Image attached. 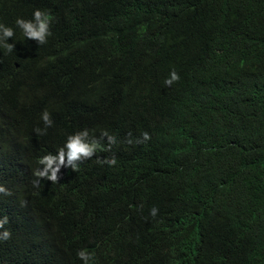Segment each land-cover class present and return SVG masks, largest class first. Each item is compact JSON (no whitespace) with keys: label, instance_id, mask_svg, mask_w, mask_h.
Masks as SVG:
<instances>
[{"label":"trees","instance_id":"obj_1","mask_svg":"<svg viewBox=\"0 0 264 264\" xmlns=\"http://www.w3.org/2000/svg\"><path fill=\"white\" fill-rule=\"evenodd\" d=\"M182 3L177 20L174 11L159 12L144 25L137 21L138 31L171 51L180 40L183 56L202 44L211 49L213 61L229 50L225 57L231 77L213 85V110L202 122L187 126L161 161L156 175L190 180L187 187L151 194L156 186L146 184L141 160L126 156L111 166L112 176L121 169L132 183L118 176L112 182L98 180L96 172L95 161L109 155L103 150L108 143L102 130L117 141L111 149L122 152L125 129L135 122L132 110L111 105L108 96L96 114L90 101L77 106V97L58 80V66L72 56L78 59L83 18L67 0H0V23L15 33L8 39L13 51L0 46V185L10 192L0 193V220L7 217L0 233H10L0 239V264H83L77 252L88 250L90 241L95 245L93 236L115 245L108 232L124 217L150 214L152 207L158 208V225L145 221L146 239L134 251L149 264H264V0ZM34 9L52 17L51 35L43 45L25 37L15 23L18 17L32 19ZM190 23L192 30L183 32ZM148 60L129 65L147 68ZM29 72L26 83L10 91ZM143 88L157 87L142 81L123 96L136 97ZM28 106L40 114L47 109L73 133L87 128L101 148L79 162L75 173L62 166L68 172L62 181L41 178L34 186L38 154L54 149L58 141L60 147L63 140L61 135L37 134L35 112L19 113Z\"/></svg>","mask_w":264,"mask_h":264},{"label":"clouds","instance_id":"obj_2","mask_svg":"<svg viewBox=\"0 0 264 264\" xmlns=\"http://www.w3.org/2000/svg\"><path fill=\"white\" fill-rule=\"evenodd\" d=\"M182 1L67 0V4L74 7L83 18L84 32L78 59L72 56L58 66V80L71 96L77 97V106L90 101L94 105L93 112L98 114L101 112L100 101H106L110 96L111 105L132 110L135 117L133 126L125 129L127 146L120 153L115 151V146L111 149V145L117 143L115 137L102 130L101 135L107 138L108 143V147L103 150L108 151L106 153L109 155H103L102 159L95 161L98 164V180L112 182V177L118 176L122 177L118 179L132 183L131 177L121 172V169L112 176L111 166L121 160L123 163L128 156L145 163L143 178L147 180L146 184L151 182L156 186L155 190H149L151 194L161 193L165 187L182 189L190 181L184 179L183 182L156 174L161 170V161L170 152L169 144L182 139L187 126L202 122L205 114L213 110V85L231 77L228 59L225 57L230 51H220L218 60L213 61L211 49L202 44L201 47H195L190 56H183L180 51L184 47L180 40L176 51L158 47L145 38V33L138 31L136 23L140 21L144 25L145 20L159 12L174 11L173 17L177 20L175 15L183 6ZM259 12L261 11L254 13ZM51 21L52 17L48 12L34 9L32 19L18 17L15 23L25 37L43 45L51 35ZM192 28L190 23L182 31L189 32ZM14 34L10 26L0 23V46L4 52L5 49L13 51L14 44L8 43V39ZM213 52L216 56L218 50L213 49ZM144 58H149L147 68L129 65L130 61ZM19 65L18 61H14L16 68ZM26 71L27 69L25 74ZM29 75L30 72L23 81L14 84L10 91L25 84ZM16 81L18 80L13 82ZM142 81H149L157 88H143L136 97L123 96V92L135 88ZM32 111L35 112L33 121L38 122L41 128L34 130L37 134L61 135L63 140L60 147L58 141L54 149L38 154L39 168L33 173L37 178L32 181L34 186L39 185L41 178L52 183L62 181L68 176V172L61 169L62 166L70 167V174L75 173L79 162L92 158L97 149L101 148L99 140L90 136L87 128L73 133L66 127L59 126L58 119L47 109L40 114L28 106L19 113ZM25 134L20 135L21 141ZM0 193L10 195L3 185H0ZM157 213L158 208L152 207L150 214H145L144 211L124 217L119 226L108 232L114 236L115 245H108L93 236L95 245L90 241L88 250L80 249L77 257L83 264H92V261L94 264H149L141 255H135L134 251L146 239L145 221L149 219L155 226L156 220L158 225ZM5 223L7 217L0 220V228ZM105 233L107 232H98L97 235ZM9 235L8 230H4L0 233V239H7Z\"/></svg>","mask_w":264,"mask_h":264}]
</instances>
